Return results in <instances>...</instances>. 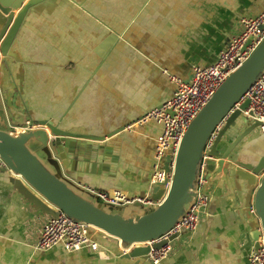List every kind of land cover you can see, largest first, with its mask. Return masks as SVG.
Here are the masks:
<instances>
[{
  "label": "crops",
  "instance_id": "1",
  "mask_svg": "<svg viewBox=\"0 0 264 264\" xmlns=\"http://www.w3.org/2000/svg\"><path fill=\"white\" fill-rule=\"evenodd\" d=\"M263 5L264 0L40 1L8 46L7 69L0 65L11 110L21 113L16 127L27 118L39 128L48 121L86 136L78 140L83 152L73 154L76 169H68L74 179L66 178L92 197L119 191L137 199L150 188L161 130L142 119L173 91L162 70L186 77L194 66L213 63L239 31V18ZM247 139L244 165L252 163L251 155H264V132ZM225 164L211 173L213 201L206 217L193 234L173 242L162 264H247L240 229L254 219L253 193L244 177L224 174ZM10 176L0 169V264H150L121 260L123 248L113 239L104 241L101 254L61 247L34 251L31 244L46 216L19 195Z\"/></svg>",
  "mask_w": 264,
  "mask_h": 264
},
{
  "label": "water",
  "instance_id": "2",
  "mask_svg": "<svg viewBox=\"0 0 264 264\" xmlns=\"http://www.w3.org/2000/svg\"><path fill=\"white\" fill-rule=\"evenodd\" d=\"M40 1L44 0H0L2 68L7 69L6 52L24 17ZM263 8L264 5L256 14L242 15L239 18V31L226 40L213 63L194 66L186 77L162 70L173 85V91L166 101L176 92L174 79L190 83L196 68L202 69L215 64L219 53L227 48L231 38L241 32V20L258 15ZM263 72L264 38L247 60L229 74L190 122L175 158L169 154L163 157L160 170L165 176L171 175L169 183L167 178L162 182H154V158L150 188H147L145 195L137 199L124 194L129 202L121 205L98 202L96 196L92 197L91 193L79 189L69 181L74 179V176L68 169H76L71 163L75 157L73 154L83 152L80 148L83 143L78 140L87 137L66 133L48 121L40 122L39 128L27 118L22 119L20 127H16L14 118L21 113L16 109L11 110V97L6 94L8 87L5 89L0 84V159L4 163L0 169L12 175L8 181L19 195L46 216L40 225L36 240L31 244L32 249L48 252L55 247H61L67 253L86 250L101 254L106 252L104 241L113 239L123 248V251L118 253L121 260L142 259L150 264H162L173 252V242L182 235L193 234L206 217L213 201L210 189L211 173L216 165L220 166L225 162L224 174L233 173L237 177H244L249 184L250 196L253 193L249 211L254 219L240 229L243 238L242 249L246 250L245 260L250 264L249 256L260 247L259 238L264 239V155H251L252 163L244 165L241 162L244 156L242 144L258 131L264 132V121L252 119L251 113L246 111L248 99L240 100ZM163 103L149 110L144 117ZM148 120L155 121L160 126L161 134L162 124L154 119ZM217 126L219 129L206 151L204 160L206 183L201 188V193L208 197V203L200 208L195 229H182L172 233L167 239L156 241L170 231L194 204L204 148ZM237 166L245 168L247 174L238 171ZM57 209L74 223L90 226L85 232L86 241L73 249L66 248L63 241L40 249L37 243L43 227L49 220L57 217ZM166 244L170 245L166 256L158 262H153L149 258L150 249L157 250Z\"/></svg>",
  "mask_w": 264,
  "mask_h": 264
},
{
  "label": "built area",
  "instance_id": "3",
  "mask_svg": "<svg viewBox=\"0 0 264 264\" xmlns=\"http://www.w3.org/2000/svg\"><path fill=\"white\" fill-rule=\"evenodd\" d=\"M241 24V32L231 38L227 48L219 53L215 64L202 69L196 68L190 83H182L180 80L174 79L177 87L174 95L161 107L154 109L144 117L143 120L154 119L162 124V132L155 146L154 158L156 163L154 166L156 171L154 182H162L167 178L169 183L171 175L165 176L164 172L160 170L163 157L169 154L175 158L181 139L190 122L229 74L247 60L264 38V8L256 16L243 18ZM245 99L249 101L246 111L251 113L252 119L264 121V72L250 86L240 101ZM218 129L219 126L214 129L204 148L194 204L170 231L156 241L167 239L172 233L182 229L187 231L195 229L198 222V212L208 203V197L201 193V188L206 183L204 160L206 159V151L213 142ZM2 165L4 163L0 159V166ZM95 195L98 201L109 204L121 205L129 202L126 196L119 191H114L111 194L99 191ZM57 211V217L44 225L37 243L38 248L45 249L58 241H63L66 248L73 249L86 241L85 232L90 226L74 223L61 210L57 209ZM259 245V249L249 256L250 264H264L263 237L259 238ZM169 250V244L157 250L150 249L149 258L153 262H158L166 256Z\"/></svg>",
  "mask_w": 264,
  "mask_h": 264
}]
</instances>
